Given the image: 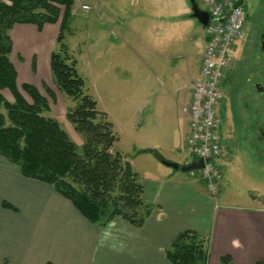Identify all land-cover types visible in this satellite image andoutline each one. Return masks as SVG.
I'll return each mask as SVG.
<instances>
[{
  "label": "rangeland",
  "instance_id": "rangeland-1",
  "mask_svg": "<svg viewBox=\"0 0 264 264\" xmlns=\"http://www.w3.org/2000/svg\"><path fill=\"white\" fill-rule=\"evenodd\" d=\"M197 1L201 8L207 9L206 0ZM263 1L245 0L244 8L248 12L245 33L250 31L255 11ZM77 2L73 5L63 43L71 58L76 60L77 70L85 82V94L96 99L98 108L106 111L115 124V131L120 136L116 150L128 155L144 184L175 176L192 184L198 182L212 195L207 178L197 172L193 176L189 171L174 169L159 158L181 164L195 159L185 147L190 121L182 106L189 99V85L200 78L207 38L204 26L192 17L191 0H84L92 7L87 11ZM144 2L148 5L144 19L137 21L135 18L140 17L137 15L129 22L134 23L135 28L137 25L142 27L156 53L153 50L147 52L144 44L122 26L116 27L121 32L122 43H118V38L111 32L114 29L112 13L124 6H129L130 10L138 9ZM165 13L174 14V21L162 18ZM154 14L159 18L156 22ZM111 41L117 42L118 46L111 48ZM242 47L243 41L238 40L233 57L238 58ZM38 79L36 87L50 105L46 115L56 117L70 137L82 145L83 136L66 117L73 100L60 92L50 73ZM22 92L31 101L28 94ZM5 93L9 94L8 91ZM221 93L219 134L222 151L216 159L221 177H214L216 190L212 198L221 207L264 210V152L244 137V132H240V136L235 133L228 101H225L229 97L225 85L221 87ZM151 148L157 154L149 151Z\"/></svg>",
  "mask_w": 264,
  "mask_h": 264
},
{
  "label": "crops",
  "instance_id": "crops-1",
  "mask_svg": "<svg viewBox=\"0 0 264 264\" xmlns=\"http://www.w3.org/2000/svg\"><path fill=\"white\" fill-rule=\"evenodd\" d=\"M140 8L124 6L112 13L111 32L122 43L116 27H124L149 52L153 49L142 27L129 22L137 15V21L144 19L147 3ZM154 16L158 21V15ZM173 16L165 13L162 18L173 22ZM60 28L61 22L47 23L42 30L30 23L13 26L11 59L20 88L23 83L37 86L38 78L51 75V55ZM118 43L111 41V48ZM142 61L149 66L143 57ZM5 91L0 92L10 99V92ZM144 187V201L154 207L143 225L116 217L101 226L91 223L52 185L23 176L17 165L0 155V264H171L165 251L186 229L208 239L205 264H219L226 254L234 264H252L264 257L263 209L221 207L202 185L181 177L153 179ZM5 202L12 207H6Z\"/></svg>",
  "mask_w": 264,
  "mask_h": 264
},
{
  "label": "trees",
  "instance_id": "trees-1",
  "mask_svg": "<svg viewBox=\"0 0 264 264\" xmlns=\"http://www.w3.org/2000/svg\"><path fill=\"white\" fill-rule=\"evenodd\" d=\"M74 0H0V155L17 165L25 177L52 185L91 223L105 226L122 217L141 226L153 211L145 203L144 183L128 155L116 150L120 136L108 113L84 92V79L63 43L72 18ZM61 22L51 55V75L60 92L73 100L67 119L84 138L77 144L50 111L47 98L31 83L18 85L11 59V29L17 23ZM35 67V61H34ZM31 98L29 101L24 93ZM157 154V152L155 151ZM6 207H12L4 203ZM171 264H205L208 239L197 231H181L166 249ZM219 264H234L223 255ZM252 264H264V257Z\"/></svg>",
  "mask_w": 264,
  "mask_h": 264
},
{
  "label": "built area",
  "instance_id": "built-area-1",
  "mask_svg": "<svg viewBox=\"0 0 264 264\" xmlns=\"http://www.w3.org/2000/svg\"><path fill=\"white\" fill-rule=\"evenodd\" d=\"M78 1L83 9H90L88 3ZM207 1L210 20L205 29L208 42L200 70L201 77L191 86L190 99L182 109L190 120V134L185 147L196 159L204 160V168L197 172L208 179L210 190L215 192L214 177H221L215 163L221 153L220 85L232 59L233 47L243 37L246 11L242 5L234 7L240 0ZM229 10L231 13L221 21ZM191 174L195 175L196 171Z\"/></svg>",
  "mask_w": 264,
  "mask_h": 264
},
{
  "label": "flooded vegetation",
  "instance_id": "flooded-vegetation-1",
  "mask_svg": "<svg viewBox=\"0 0 264 264\" xmlns=\"http://www.w3.org/2000/svg\"><path fill=\"white\" fill-rule=\"evenodd\" d=\"M264 1L259 4L248 33L243 32V47L232 57L222 86L229 92L228 112L235 133L254 142L264 152ZM247 21V20H246ZM223 101V96H222ZM245 132L247 134H245ZM242 137V136H241Z\"/></svg>",
  "mask_w": 264,
  "mask_h": 264
},
{
  "label": "water",
  "instance_id": "water-1",
  "mask_svg": "<svg viewBox=\"0 0 264 264\" xmlns=\"http://www.w3.org/2000/svg\"><path fill=\"white\" fill-rule=\"evenodd\" d=\"M242 3H243V0H240L238 3L235 4V7L241 5ZM191 4H192V17L197 18L198 21L205 27L209 22V18H210L209 12L207 10L202 9L197 0H191ZM228 14L226 16H224L223 18H221V20L222 21L225 20L226 17L228 16ZM149 151L155 153L156 150L151 148V149H149ZM159 158L161 159V161L165 165L170 166V167L177 169V170L191 171L194 169L204 167V161L203 160H195V161L191 162L190 164L183 165V164H180L178 162H174V161H171L168 159H164L161 157H159Z\"/></svg>",
  "mask_w": 264,
  "mask_h": 264
}]
</instances>
